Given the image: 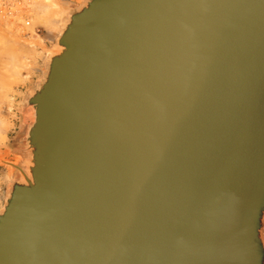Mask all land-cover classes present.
I'll return each instance as SVG.
<instances>
[{
    "label": "water",
    "instance_id": "1",
    "mask_svg": "<svg viewBox=\"0 0 264 264\" xmlns=\"http://www.w3.org/2000/svg\"><path fill=\"white\" fill-rule=\"evenodd\" d=\"M47 61L0 264H264V0H83Z\"/></svg>",
    "mask_w": 264,
    "mask_h": 264
},
{
    "label": "rangeland",
    "instance_id": "2",
    "mask_svg": "<svg viewBox=\"0 0 264 264\" xmlns=\"http://www.w3.org/2000/svg\"><path fill=\"white\" fill-rule=\"evenodd\" d=\"M45 1L36 0L35 4H44ZM53 2L59 15L51 16L50 19L54 20L50 23L53 21L54 24L49 23V27L33 23L37 7L33 6L31 24L36 25V35L24 25L23 17L0 21V212L11 183L21 176L14 166L25 169L28 153L25 140L33 121V110L25 107L24 102L30 90L43 80L48 50L55 44L62 22L83 0ZM27 110L30 114L26 113Z\"/></svg>",
    "mask_w": 264,
    "mask_h": 264
},
{
    "label": "built area",
    "instance_id": "3",
    "mask_svg": "<svg viewBox=\"0 0 264 264\" xmlns=\"http://www.w3.org/2000/svg\"><path fill=\"white\" fill-rule=\"evenodd\" d=\"M36 0H0V21L18 20L23 17L24 25L29 27Z\"/></svg>",
    "mask_w": 264,
    "mask_h": 264
},
{
    "label": "bare ground",
    "instance_id": "4",
    "mask_svg": "<svg viewBox=\"0 0 264 264\" xmlns=\"http://www.w3.org/2000/svg\"><path fill=\"white\" fill-rule=\"evenodd\" d=\"M39 3L38 4L36 3L37 5L35 4V6H37L35 8V16L36 17H34L33 23L34 22H35V24L40 23L46 27H49L48 24L50 23V21L54 20V19H50L51 16L54 17V15H57V14L59 15V11L57 10V7L54 6L53 0H47L44 2V4L43 3L39 4ZM40 13H42V14H40ZM31 23H30L29 27L31 28V31L33 32V34L36 35L37 34L36 25L34 26V24L32 25ZM50 24L53 25L54 24L53 21ZM18 51H19V49H18ZM18 51H17V53H18ZM12 52H14V50ZM44 55H45V53H44Z\"/></svg>",
    "mask_w": 264,
    "mask_h": 264
},
{
    "label": "snow or ice",
    "instance_id": "5",
    "mask_svg": "<svg viewBox=\"0 0 264 264\" xmlns=\"http://www.w3.org/2000/svg\"><path fill=\"white\" fill-rule=\"evenodd\" d=\"M255 249L253 248L251 251H250V256L253 258V264H255Z\"/></svg>",
    "mask_w": 264,
    "mask_h": 264
},
{
    "label": "flooded vegetation",
    "instance_id": "6",
    "mask_svg": "<svg viewBox=\"0 0 264 264\" xmlns=\"http://www.w3.org/2000/svg\"><path fill=\"white\" fill-rule=\"evenodd\" d=\"M26 113H29V114H30V110H27V112H26ZM29 114H28V115H29ZM17 171H18V170H17ZM263 227H264V225H263Z\"/></svg>",
    "mask_w": 264,
    "mask_h": 264
}]
</instances>
